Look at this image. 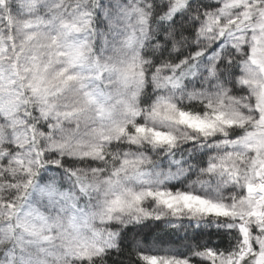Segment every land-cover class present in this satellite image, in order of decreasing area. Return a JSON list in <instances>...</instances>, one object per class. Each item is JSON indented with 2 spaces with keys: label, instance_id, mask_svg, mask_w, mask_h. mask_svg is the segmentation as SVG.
I'll use <instances>...</instances> for the list:
<instances>
[{
  "label": "snow or ice",
  "instance_id": "1",
  "mask_svg": "<svg viewBox=\"0 0 264 264\" xmlns=\"http://www.w3.org/2000/svg\"><path fill=\"white\" fill-rule=\"evenodd\" d=\"M126 251L264 264V0H0V264Z\"/></svg>",
  "mask_w": 264,
  "mask_h": 264
},
{
  "label": "trees",
  "instance_id": "2",
  "mask_svg": "<svg viewBox=\"0 0 264 264\" xmlns=\"http://www.w3.org/2000/svg\"><path fill=\"white\" fill-rule=\"evenodd\" d=\"M181 231H183V230H181ZM142 232L143 233H146V232H148V229H144V230H142ZM140 238H141L140 236L137 237V239H140ZM152 239H153V236L152 235H149V243L150 244H151ZM142 246H144V245H142ZM152 247H153V251H156L160 246L159 245H154ZM163 247H175V245H164ZM134 258H135V256L133 254L132 259L134 260ZM119 259H122L125 262V264H129V256L127 254V251L125 252V255L122 256V257H120Z\"/></svg>",
  "mask_w": 264,
  "mask_h": 264
}]
</instances>
